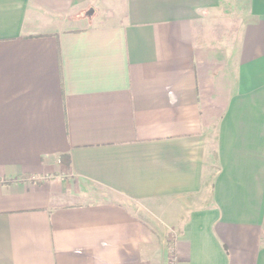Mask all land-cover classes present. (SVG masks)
<instances>
[{
	"label": "crops",
	"instance_id": "1",
	"mask_svg": "<svg viewBox=\"0 0 264 264\" xmlns=\"http://www.w3.org/2000/svg\"><path fill=\"white\" fill-rule=\"evenodd\" d=\"M0 264H264V0H0Z\"/></svg>",
	"mask_w": 264,
	"mask_h": 264
},
{
	"label": "rangeland",
	"instance_id": "2",
	"mask_svg": "<svg viewBox=\"0 0 264 264\" xmlns=\"http://www.w3.org/2000/svg\"><path fill=\"white\" fill-rule=\"evenodd\" d=\"M224 26L223 24H219L217 27ZM217 35H220L222 37L224 34L223 33H218Z\"/></svg>",
	"mask_w": 264,
	"mask_h": 264
}]
</instances>
